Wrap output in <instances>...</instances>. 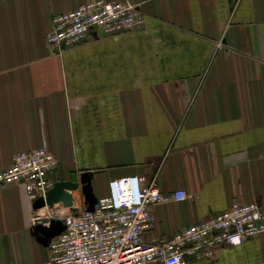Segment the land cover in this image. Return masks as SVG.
<instances>
[{"label": "crops", "instance_id": "obj_1", "mask_svg": "<svg viewBox=\"0 0 264 264\" xmlns=\"http://www.w3.org/2000/svg\"><path fill=\"white\" fill-rule=\"evenodd\" d=\"M86 1L0 0V170L46 148L53 179L78 183L61 213L88 207L83 185L97 199L129 175L191 193L152 207L145 244L233 203L264 206V0H127L140 27L54 50L52 16ZM32 216L24 188L0 183V264L49 259ZM259 261L264 232L187 263Z\"/></svg>", "mask_w": 264, "mask_h": 264}, {"label": "built area", "instance_id": "obj_2", "mask_svg": "<svg viewBox=\"0 0 264 264\" xmlns=\"http://www.w3.org/2000/svg\"><path fill=\"white\" fill-rule=\"evenodd\" d=\"M144 14L127 0H88L74 9L55 13L46 37L50 47L63 51L101 32L115 35L135 30ZM58 160L44 147L21 151L0 170L1 184H20L34 203L32 220L47 227L62 222L50 241V257L39 264H188L187 260L213 258L222 245H241L264 232V206L255 201L233 203L229 208L153 243L142 242L144 231L154 226L152 207L183 201L193 195L185 189L161 192L144 185L138 175L111 179L109 193L98 197L92 208L61 213L48 206L47 193L56 182ZM264 264V261L249 263Z\"/></svg>", "mask_w": 264, "mask_h": 264}, {"label": "water", "instance_id": "obj_3", "mask_svg": "<svg viewBox=\"0 0 264 264\" xmlns=\"http://www.w3.org/2000/svg\"><path fill=\"white\" fill-rule=\"evenodd\" d=\"M85 176L83 175L81 181H85ZM78 187V183L66 180V181H56L53 187L47 193V203L49 207L54 204L61 202L63 207L71 205L72 197L69 191L74 190ZM83 192L85 198L88 202V208H92L96 199L90 192V188L87 185H83ZM43 205L42 201H36L33 203V208H38ZM63 228L62 222L59 220H51L49 226L43 227L42 231L51 237L58 234Z\"/></svg>", "mask_w": 264, "mask_h": 264}]
</instances>
